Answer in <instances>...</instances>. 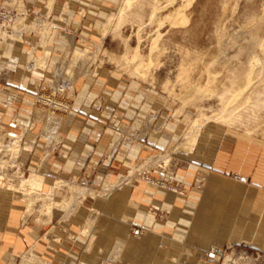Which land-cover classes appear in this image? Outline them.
Segmentation results:
<instances>
[{
    "label": "rangeland",
    "instance_id": "1",
    "mask_svg": "<svg viewBox=\"0 0 264 264\" xmlns=\"http://www.w3.org/2000/svg\"><path fill=\"white\" fill-rule=\"evenodd\" d=\"M187 1L159 0L157 7L151 0H0V122L8 118L6 127L0 125V180L7 183L0 185V217L14 210L19 230L45 222L39 241L45 249L69 247L76 237L82 248L78 254L65 250L56 261L38 254L37 242L34 247L22 244L8 264H87L79 254L92 247L100 250L93 254L95 264H118L120 243L102 249L105 237L97 229L102 214L91 207V199L134 181L184 195L183 183L173 179L186 166L179 154L195 147L184 146L189 127L200 118H210L200 134L209 127V134L264 141L260 134L215 121L223 104L213 93L185 106L178 79L186 52L199 53L215 80L214 90L240 95L230 104L232 111L248 108L249 91L233 86L223 69L237 60L247 65L253 53L261 60L256 69L264 71V49L254 40L264 38V0H191L186 25L164 21ZM153 39L162 50L160 63L154 56L151 77L144 81L126 69L136 63L137 50L148 60ZM37 59H42L40 65ZM199 70L190 75L191 82L206 86L209 77ZM44 165L52 172L44 175ZM31 177L42 181L40 188L25 183ZM44 180L50 184L44 186ZM191 181L198 187L203 178L196 173ZM55 208L63 214L61 237L50 230L56 224L51 221ZM82 209L89 221L75 228L67 213ZM148 213L161 219L167 215L158 206H150ZM144 231L134 227L131 233ZM212 247L217 248L213 258L211 247L199 251L200 264H264V250L247 243Z\"/></svg>",
    "mask_w": 264,
    "mask_h": 264
},
{
    "label": "crops",
    "instance_id": "2",
    "mask_svg": "<svg viewBox=\"0 0 264 264\" xmlns=\"http://www.w3.org/2000/svg\"><path fill=\"white\" fill-rule=\"evenodd\" d=\"M22 25V20L16 23L18 28ZM0 125L6 127L8 118ZM205 132L208 133L199 135L190 153L178 156L186 166L173 180L183 183L184 195L164 192L159 185L134 181L107 196L91 199V207L102 214L103 222L97 228L105 237L102 249H110L116 241L120 243L118 264H200L201 249L240 243L264 250V141L235 133L209 134L212 133L209 127ZM66 166L70 170L72 163ZM56 167L53 165V170ZM41 170L44 175L52 172L50 165H44ZM196 173L203 178L198 187L191 181ZM235 175L244 181H238ZM44 182V186L50 184L49 180ZM150 206H158L167 213L166 217L161 219L149 214ZM84 210L67 213L68 223L76 228L83 220L89 221L84 218ZM62 215L60 208L52 211L51 221L56 224L50 230L57 237L62 235ZM15 216L14 210H8L0 217V264H8L22 251L16 249L22 244L34 247L37 242L38 254L56 261L65 250L78 254L77 250L82 249L78 237L69 247L56 245L45 249L39 241L43 233L45 236L46 223L19 230ZM134 227L145 231L134 236L131 233ZM97 252L99 248L92 247L88 254L82 251L79 258L95 264L93 254Z\"/></svg>",
    "mask_w": 264,
    "mask_h": 264
},
{
    "label": "bare ground",
    "instance_id": "3",
    "mask_svg": "<svg viewBox=\"0 0 264 264\" xmlns=\"http://www.w3.org/2000/svg\"><path fill=\"white\" fill-rule=\"evenodd\" d=\"M159 6V0H151ZM169 3H171L173 0H168ZM175 1V0H174ZM191 0L187 1V4L182 5L181 7L177 9L171 10L167 15V17L163 18L164 21H169L173 26L176 24L177 26L182 27V25H186L188 21V16L186 15V6L189 7ZM126 7H131V2H126ZM168 3V4H169ZM153 4V6H154ZM126 8V9H127ZM164 23V22H163ZM179 24V25H178ZM182 24V25H180ZM162 25V24H161ZM255 41H258L262 44V48L264 49V38H259V36L254 37ZM161 47L159 46L158 39H153L151 43V47L149 50V57L148 60L144 59L141 56V53L139 50L135 52L134 61L136 63L133 66H128L126 69L129 74L147 81L149 77H151L150 69L153 66V57H157V61L160 63L159 57L161 56ZM69 53V52H68ZM47 54V53H46ZM71 54V53H70ZM203 55H200L199 53L191 54L188 51L186 52V57L188 58L187 61H183L179 65L178 69V79L180 80L183 88V100L187 105H193L197 100L205 98L209 93H213V96H216L219 98V101L223 104L222 106V113L219 117H214L215 121L219 120L222 124H225L226 126L241 130L242 132L248 134V135H254V134H260L262 138H264V71L258 72V69H256L259 66L260 57L258 55H255L253 53L249 54L248 56V63L247 65H244L241 63V61L237 60V65L235 66H229L228 68H225L226 79H230L231 84L237 88H244L245 91H249L248 96L246 98L247 103H249L248 108L242 109L238 113H234V110L232 111L230 104L233 102H236L240 95H234L231 94L230 96L227 95V93L220 94L219 92L215 91L214 84L215 80L212 79V73L211 71H208L205 69V63L202 61ZM80 55L75 54L74 58L80 60ZM236 61V60H235ZM37 65H40L41 61H36ZM235 64V63H234ZM226 66L225 64H222V66ZM233 65V64H232ZM221 66V67H222ZM228 66V65H227ZM226 66V67H227ZM42 67V66H41ZM224 68V67H223ZM202 69L204 75L206 74L208 79V84L202 85L198 81L196 84L192 83L193 79L191 80L190 75L192 76L194 71ZM200 71V70H199ZM197 71V72H199ZM202 71L201 74H202ZM192 73V74H191ZM202 74V75H203ZM193 77V76H192ZM257 77L258 82L253 85L254 79ZM170 86V80L166 81V84L164 86L165 90L169 89ZM170 91V90H169ZM172 92V91H170ZM226 92V90H224ZM243 92V91H242ZM241 92V93H242ZM234 93V92H233ZM198 94V96H196ZM177 96V95H174ZM230 98L232 100H230ZM228 102H230L228 104ZM240 106L239 108H241ZM201 114V113H199ZM202 117H207L205 114L202 113ZM213 118V117H212ZM197 119V118H196ZM201 119V118H200ZM198 119L194 121L191 126L189 127V132L187 134L188 140L186 141L185 148L191 149L195 146L196 141H198L199 134L201 133V129L204 127V125L207 123V121L210 119L209 117L205 119ZM204 120V121H203ZM191 151V150H190ZM4 180H0V185L4 186L7 183L3 182ZM42 181L40 179H36L34 177H31L30 180L26 181L25 183L27 185L32 186L33 188H40Z\"/></svg>",
    "mask_w": 264,
    "mask_h": 264
},
{
    "label": "built area",
    "instance_id": "4",
    "mask_svg": "<svg viewBox=\"0 0 264 264\" xmlns=\"http://www.w3.org/2000/svg\"><path fill=\"white\" fill-rule=\"evenodd\" d=\"M137 232H138V231H137ZM137 232H136V233H137ZM137 235H138V234H137ZM210 249H211V250L209 251L208 255H209L210 258H213V257H215V252H216L214 249H217V248L211 247Z\"/></svg>",
    "mask_w": 264,
    "mask_h": 264
}]
</instances>
